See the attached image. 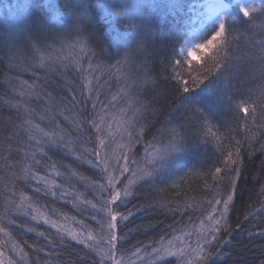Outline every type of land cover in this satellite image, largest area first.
Segmentation results:
<instances>
[{
  "label": "snow or ice",
  "instance_id": "snow-or-ice-1",
  "mask_svg": "<svg viewBox=\"0 0 264 264\" xmlns=\"http://www.w3.org/2000/svg\"><path fill=\"white\" fill-rule=\"evenodd\" d=\"M16 7L18 14L0 38V47L6 50L4 56L10 64L36 79L18 80V85L12 86L15 98L5 101L15 111L16 121L5 125L0 140V198L4 202L0 264H28L23 244L13 235L14 227L37 231L20 222L24 218L55 229L54 236L38 232L53 246L68 241L82 245L98 257L93 264H160L169 257L176 258L178 264H210L214 256L222 254L219 245L227 243L220 240V233L231 235L228 214L242 175L241 146L247 141L251 147L258 138L264 139V23L257 24V15L264 17V0H210L192 6L200 27L192 28L193 18H189L186 37L179 51L167 58V75L163 77L174 81L183 97L173 110L180 113L179 121L174 123L170 113L147 141L145 135L155 122L139 121L149 112L158 114L153 105L159 101L154 97L142 103L140 97L158 87L149 68V48H154L159 31L157 9L178 13L183 0H166L164 5L140 0H47L39 12L29 0ZM101 21L114 25L115 35L104 39L110 40L115 63H104L95 51L100 47V53H105L99 34L104 27ZM241 38L245 40L243 51ZM24 42L32 50L26 58L19 55ZM132 66H138L139 72L130 75L124 71ZM70 73L77 76L69 78ZM252 73H258L261 87L255 95L253 90L240 95ZM50 74L59 78L52 90ZM63 79L67 85L57 91ZM112 79L118 84L115 92ZM105 87L108 93L103 91ZM32 101L37 102L39 111ZM225 115L231 122H221ZM60 117L71 124L75 137ZM189 129L204 137L205 143L209 138L214 141L219 166L199 174L212 198L197 202L193 197L175 207L168 201L157 204L182 215L199 212V223L174 229L177 234L152 245L125 248L128 238L122 233L121 222L134 213L120 211V205L136 194L140 184L181 167L189 150ZM240 129L243 140L236 138ZM141 142L143 165L141 159L134 158L133 149ZM53 149L87 163L97 170L98 178L90 180L71 165L53 161L48 155ZM225 181L227 191L221 192ZM80 183L91 189L92 199L79 191ZM25 187H31L36 195L66 200L88 214L94 225L56 209H51V214L44 211ZM172 187H177L175 182ZM260 193L264 195V187ZM258 211H264V206ZM53 214L62 219L53 218ZM249 216L246 214L245 220ZM258 234L264 236V231Z\"/></svg>",
  "mask_w": 264,
  "mask_h": 264
},
{
  "label": "trees",
  "instance_id": "trees-1",
  "mask_svg": "<svg viewBox=\"0 0 264 264\" xmlns=\"http://www.w3.org/2000/svg\"><path fill=\"white\" fill-rule=\"evenodd\" d=\"M195 1L183 0L184 7L178 13H169L164 7L157 9L159 31L155 38L154 48H149V52L152 53V57L149 60V68L152 76L157 80L158 87L150 88L149 91L141 95L140 99L142 103H147L155 97L159 103L153 105L157 109L158 114L153 115L149 112L144 119L139 121L141 124L155 122V127L147 131L144 138L145 141L152 138L156 129L161 127L160 122L165 121L170 113L175 117L174 123L179 121L180 113L173 110L181 103L183 97L176 91L175 82L171 80L165 81L163 77L167 75L165 70L167 58L179 51L180 44L184 40L189 23L190 10ZM225 1L228 3L232 2L231 0ZM28 2L29 0H0V38L15 20L18 14L16 6ZM31 2L34 4V10L39 12L41 5L46 4L47 0H31ZM140 2L164 5L166 0H140ZM64 15L67 16L66 13ZM101 23L104 24V27L99 34L102 41L101 46L105 49V53H100V47H96L95 51L100 55V59L104 63H115V60L111 57L113 49L110 46V40L104 39L109 34L115 35L114 25L104 21H101ZM261 23H264V17L257 15V24L260 25ZM239 47L241 51L245 48V40L243 38L240 40ZM5 51L4 48L0 47V140L3 138L2 132L5 125H8L9 121H16L15 111L10 110L5 103L6 100L15 98L12 86L18 85V80L21 79L29 82L36 79L30 72L10 64L4 56ZM19 55L23 58L32 55L31 47L27 42L23 43ZM124 71L134 75L139 72V67H128ZM50 76L53 83L49 90H52V88H56V81L59 78L55 74H50ZM76 76L77 74L75 73L69 74V78ZM43 79L44 77L41 76V80ZM110 83L112 91L115 92L118 87L116 80L112 79ZM261 84L262 81L258 73H252L247 77V82L240 95L246 94L249 90H253L255 95ZM66 85L67 79L61 80L57 91H60V88ZM103 91L108 93V88L105 87ZM240 95L236 99H239ZM101 99H105V97L102 96ZM32 104L39 111L37 102L32 101ZM123 105L124 101H121L120 106ZM87 107L90 114L92 111L91 104L89 103ZM112 111H115V109ZM59 119L61 124L75 137L77 133H75L71 124L64 121L62 117ZM220 119L221 122H231V117L228 115L221 116ZM215 122L213 120V123ZM232 126H235V123H232ZM188 131L189 150L185 159L181 162V167L179 169H169L162 176H157L154 181L140 184L135 188L136 194L125 199L120 205V211L127 212L131 210L134 213L128 221L121 222L122 233L126 234L128 238V242L124 244L125 248L131 249L138 245H152L162 237L169 239L174 234H177L174 229H182L185 226L190 228L192 223H199V212H190L182 215L181 213L167 211L157 204L158 201L161 203L168 201L172 202V207H175L177 203L183 205L185 201H191L193 197L197 202L212 198V192L205 189L204 178L199 174L206 173L210 169L214 171V168L219 166L216 162L218 154L214 149V141L209 138V142L205 143L204 137L198 136L191 129ZM221 131L223 132L225 129L222 128ZM243 135V129H240L239 134H236V138L243 140ZM261 144H264V139L258 138V141L253 142L251 147H249L247 141L243 142L241 146L242 175L238 181L234 201L230 205L228 214V225L231 235L229 236L228 232L220 233V240L222 242L227 241V243L219 245L222 254L214 256L210 264H264V236L258 234L264 231V211H258L264 206V195L260 193L261 187H264V148H261ZM87 146L92 147L93 145L89 144ZM133 149L134 158L141 159L144 156V142L134 145ZM48 155L58 164L71 165L90 180L98 178L96 169L87 163L76 161L71 155H65L62 151L56 149L49 151ZM141 163L143 165L142 159ZM41 174H43V171ZM73 182L75 183V180ZM174 182L177 185L175 188L172 187ZM209 182L211 183L210 178ZM77 187L89 199L93 198L91 189L86 188L83 183L78 184ZM160 189H163V191H160ZM24 190L33 194L31 187H25ZM220 191H227V181L223 182ZM33 195H35L38 206L46 212L50 213L51 209H56L58 213L66 214L70 218L76 217L78 221L83 220L90 225L95 223L88 214L74 208L66 200L53 198L50 195L45 196L42 193ZM3 214L4 202L0 198V216ZM246 214H250L248 220H245ZM189 216L192 217L191 222L189 221ZM53 218L62 219L55 214H53ZM20 222H27L29 226L37 229L36 232H27L26 230L13 228L14 237L23 244L24 250L28 254V264H93L94 260H98L94 253L74 242L68 241L65 245L57 244L56 246L50 244L45 237L39 236L38 232L44 231L46 235L54 236L55 229L45 225L42 221L36 223L24 218ZM68 223L71 225L72 221L69 220ZM41 248L44 250L41 251ZM9 255L14 254L9 252ZM160 264H177V259L169 257L165 261H161Z\"/></svg>",
  "mask_w": 264,
  "mask_h": 264
},
{
  "label": "rangeland",
  "instance_id": "rangeland-1",
  "mask_svg": "<svg viewBox=\"0 0 264 264\" xmlns=\"http://www.w3.org/2000/svg\"><path fill=\"white\" fill-rule=\"evenodd\" d=\"M231 1H232V0H231ZM208 2H210V0H196L192 6H198V5L202 4V3H208ZM224 2H227V1L224 0ZM227 3H228V2H227ZM190 17L193 18V23L191 24V27H192V28H198V27H200V23H199L198 21H195V12L193 11V8H191V10H190ZM188 30H189V23H188V25H187L186 32H187ZM186 32H185V33H186ZM185 37H186V35H185ZM185 37H184V39H185ZM209 38H210V37H209ZM182 43H183V42H182ZM191 242L193 243V245H195V238H194ZM149 251H150V250H149ZM177 264H178V261H177Z\"/></svg>",
  "mask_w": 264,
  "mask_h": 264
}]
</instances>
